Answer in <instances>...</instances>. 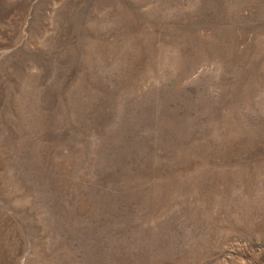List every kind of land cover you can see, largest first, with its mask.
I'll return each instance as SVG.
<instances>
[{"label":"rangeland","instance_id":"rangeland-1","mask_svg":"<svg viewBox=\"0 0 264 264\" xmlns=\"http://www.w3.org/2000/svg\"><path fill=\"white\" fill-rule=\"evenodd\" d=\"M0 264H264V0H0Z\"/></svg>","mask_w":264,"mask_h":264}]
</instances>
